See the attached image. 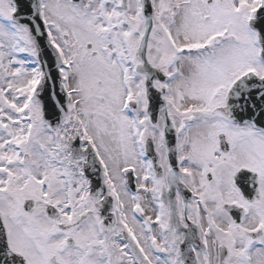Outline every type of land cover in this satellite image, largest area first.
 <instances>
[{
  "label": "snow or ice",
  "instance_id": "obj_1",
  "mask_svg": "<svg viewBox=\"0 0 264 264\" xmlns=\"http://www.w3.org/2000/svg\"><path fill=\"white\" fill-rule=\"evenodd\" d=\"M0 264H264V0H0Z\"/></svg>",
  "mask_w": 264,
  "mask_h": 264
}]
</instances>
